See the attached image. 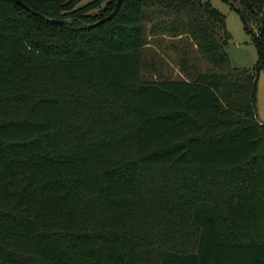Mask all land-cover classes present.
Returning a JSON list of instances; mask_svg holds the SVG:
<instances>
[{"label": "trees", "instance_id": "obj_1", "mask_svg": "<svg viewBox=\"0 0 264 264\" xmlns=\"http://www.w3.org/2000/svg\"><path fill=\"white\" fill-rule=\"evenodd\" d=\"M22 1L0 0V264H264V0H224L252 69L210 0ZM148 37L186 77L143 76Z\"/></svg>", "mask_w": 264, "mask_h": 264}, {"label": "rangeland", "instance_id": "obj_2", "mask_svg": "<svg viewBox=\"0 0 264 264\" xmlns=\"http://www.w3.org/2000/svg\"><path fill=\"white\" fill-rule=\"evenodd\" d=\"M212 5L219 9L225 15V25L228 32V42L226 49L229 54L230 62L233 66H239L246 69H252L257 57L258 49L253 40L251 33L244 30L240 17L236 11L229 7L224 0H210ZM151 53L148 59H153L156 67H147L143 76L150 77H186L187 75L180 68L179 50L172 47L167 39L155 41L149 39ZM155 49V52L152 51ZM194 60L201 66L207 64V61L200 54L194 52L191 54L189 61ZM257 117L264 121V67L258 70L257 75Z\"/></svg>", "mask_w": 264, "mask_h": 264}, {"label": "water", "instance_id": "obj_3", "mask_svg": "<svg viewBox=\"0 0 264 264\" xmlns=\"http://www.w3.org/2000/svg\"><path fill=\"white\" fill-rule=\"evenodd\" d=\"M16 1H17L22 7L26 8V9H28V10H30V11H34L31 7H29V6H28L25 2H23L22 0H16ZM121 1H122V0H116V1H115V4H114V7L112 8V10H111L106 16H103L102 18H100L99 21H102V20H104V19H106V18H109V17L113 16V15L116 13V11L118 10V8H119V6H120V4H121ZM246 2L250 5L249 0H246ZM50 19H51L52 21H54V22H61V19H59V18H50ZM255 38H256V35H255ZM255 43H256V45L258 44L256 39H255ZM258 50H259L260 53H262V51H261L260 48H258Z\"/></svg>", "mask_w": 264, "mask_h": 264}]
</instances>
